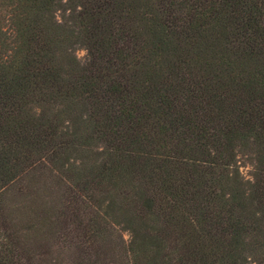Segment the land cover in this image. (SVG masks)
I'll use <instances>...</instances> for the list:
<instances>
[{"label":"trees","instance_id":"trees-1","mask_svg":"<svg viewBox=\"0 0 264 264\" xmlns=\"http://www.w3.org/2000/svg\"><path fill=\"white\" fill-rule=\"evenodd\" d=\"M174 1L0 0V264H264V1L223 0L183 37ZM4 112L27 127L18 145ZM151 117L147 145L118 141ZM27 169L61 192L25 224L9 195Z\"/></svg>","mask_w":264,"mask_h":264},{"label":"rangeland","instance_id":"rangeland-1","mask_svg":"<svg viewBox=\"0 0 264 264\" xmlns=\"http://www.w3.org/2000/svg\"><path fill=\"white\" fill-rule=\"evenodd\" d=\"M223 0H175L171 10H168L171 16L175 17L178 21L177 25L173 30L178 33L180 36L184 34H190L194 30H203L205 25L210 22V15L218 13L222 7ZM231 2L235 0H230ZM248 2H253L257 0H247ZM264 1V0H262ZM164 4L167 5L169 0H163ZM225 18L232 16L233 19L229 20L226 30L234 31L236 28V23L243 22L242 14H239L237 11L233 13L230 12V9L227 11H222ZM165 16V15H164ZM234 17L237 18V21L234 20ZM224 18V19H225ZM257 27L260 31H264V19L261 18L257 21ZM249 39L240 40L236 43L229 45V50H238L244 49L246 45H250L251 42ZM75 57L80 63L85 62L87 58V53L83 48H77L74 52ZM200 62V61H199ZM191 66V65H190ZM188 67L181 69L180 73L177 76H173L172 81L176 79H184L189 81L188 75H185L184 71ZM192 77H196V72H193ZM190 77L192 80L193 78ZM178 101H183L179 99ZM134 116L137 117L136 114ZM2 119L9 126L10 130L15 129V134L11 135L8 139V142L15 145H18L21 136L26 132L27 127L22 128V116L16 112L2 113ZM156 119L151 117L148 120H143L139 122V126H130L121 129L117 134V139L121 144H130L133 142V145H147V142L155 139L156 134ZM132 125V124H131ZM19 132V134H18ZM66 138L57 135L54 137L53 143L56 147L63 143ZM236 170L238 171L240 177L244 181H250L251 175L253 174V163L250 156H241L236 160ZM35 171L32 169H27L23 174L21 180L13 186V191L9 195V200L12 204V209L15 215L19 220L25 224L29 221L34 222V211L41 209L44 204L50 203L49 193L50 191L56 194V197L61 192L58 187L55 185V178H52L48 173L39 172L35 183L31 184L30 179L34 176ZM20 192L18 193L17 191ZM51 198H54L53 195ZM57 199V198H56ZM84 202L81 199L75 198L74 193H66L63 199L60 201V205L63 209L67 211L74 212L76 207H80ZM37 210V211H38ZM115 242L122 243L124 246L130 240V234L126 231L125 227L121 223H117L115 227ZM119 239V240H118ZM44 241H42L43 243ZM56 248V247H55ZM259 255H256L251 259V264L253 260L258 261Z\"/></svg>","mask_w":264,"mask_h":264}]
</instances>
